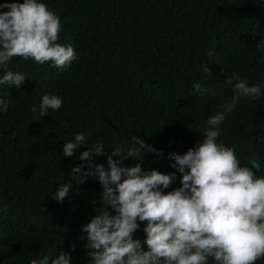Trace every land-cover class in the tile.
<instances>
[{
	"label": "trees",
	"instance_id": "16d2710c",
	"mask_svg": "<svg viewBox=\"0 0 264 264\" xmlns=\"http://www.w3.org/2000/svg\"><path fill=\"white\" fill-rule=\"evenodd\" d=\"M0 264H264V0H0Z\"/></svg>",
	"mask_w": 264,
	"mask_h": 264
},
{
	"label": "rangeland",
	"instance_id": "374dc122",
	"mask_svg": "<svg viewBox=\"0 0 264 264\" xmlns=\"http://www.w3.org/2000/svg\"><path fill=\"white\" fill-rule=\"evenodd\" d=\"M113 135H117V133H113ZM123 138L126 139V135H123ZM143 155V152H137V157H141Z\"/></svg>",
	"mask_w": 264,
	"mask_h": 264
}]
</instances>
